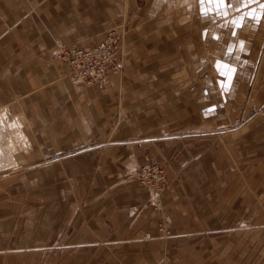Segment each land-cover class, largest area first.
<instances>
[{
	"label": "crops",
	"instance_id": "crops-1",
	"mask_svg": "<svg viewBox=\"0 0 264 264\" xmlns=\"http://www.w3.org/2000/svg\"><path fill=\"white\" fill-rule=\"evenodd\" d=\"M228 2L225 16L200 0H0V116L24 134L9 135L16 160H47L35 190L48 196L0 198V264H46L50 250L51 264H264V120L241 137V123L203 120L216 109L204 78L227 112L264 106V0ZM123 23L125 70L106 85L55 59ZM145 153L171 172L153 205L137 179Z\"/></svg>",
	"mask_w": 264,
	"mask_h": 264
},
{
	"label": "rangeland",
	"instance_id": "rangeland-1",
	"mask_svg": "<svg viewBox=\"0 0 264 264\" xmlns=\"http://www.w3.org/2000/svg\"><path fill=\"white\" fill-rule=\"evenodd\" d=\"M122 25L123 26H121L120 28H112V29H109V30H118V31L122 32L124 34V38H126V36H127L126 23H123ZM107 32H106V34H107ZM105 36H107V35H105ZM64 47H75V46H64ZM60 48H62V47H60ZM55 54H56V52L54 53V55ZM55 59L58 60L56 58V55H55ZM124 70H125V60H124V55H123V70L121 72L113 73L111 76H113L114 74H117V75L118 74H122L124 72ZM110 77L106 81L101 83L100 85H106V83H108ZM74 82H76V81H74ZM201 82H203L202 85H201V88L203 87V89H204L203 90V93H204V97H203L204 105L203 106L207 109V106L209 104H214L213 105L214 109L216 108L214 111L211 110L213 113H211L210 116H207L208 112H206V111L203 112L204 113L203 116L205 118V119H203V120H205L204 122H207V121L212 122V121H215V120H219L220 123H222V122H226V121L230 120V122H233V124L236 123L235 125L241 123L239 126L234 127V129H236V130L239 129L238 135L241 137L247 132L245 128L250 127L254 122H258L261 119L264 120V106H254L253 107V111H251L252 114H250V112H249V115H248L249 117L248 118L245 117L246 119L243 118V116H242L243 112H238L237 115H235V113L232 112V111H230V112H227V110L225 111L224 110L225 106L223 105V103H224L223 96H221V94H216V93L215 94L214 93L213 94H209L208 93L209 90H207V85L211 84V83L209 81H206L205 78ZM76 83H78V82H76ZM197 83H199V82H196L195 80H190V82L188 84V88H191L192 90H194L196 85H197ZM97 84H99V83H97ZM92 85H95V84H92ZM92 85H85V86H92ZM219 102H220V104H219ZM194 106H195V102H194ZM197 111L200 112L201 109L198 108ZM240 117L243 118V121L238 123V121H239L238 119ZM17 119H19V118L17 117ZM193 129H200V128H193ZM172 132H182L183 133L182 128H179V127H176L174 129V131H172ZM205 132H207V131L205 130ZM214 132H215V129H214ZM215 134H217V133H215ZM208 135L212 136L211 133H209ZM163 136H164V133H163ZM163 136H161V138H163ZM241 146L242 145H240V147ZM239 149L240 148H238V150ZM147 156L155 164H157L158 167H161V169L166 173V175H167L166 176L167 177V182H166V186H165V189H166V187L168 186V184L170 182V179H171V172L169 170L170 168H168V166L163 164V163H159V162L155 161V159L148 153L144 154L143 162L136 169V171L138 172L137 173V179L142 184L141 180L138 177V174H139L140 169L142 168L143 164L145 163V158ZM16 161H17L16 162L17 165H15L16 163L14 165H10L8 169H7V166L6 167H0V195H1L0 198L8 199V201L10 200L12 202L14 200H20L22 198H25V193H28L27 197L30 198V199H33V200H35L36 198L46 199L48 197L46 194L41 196V193H42L41 185L40 186L38 185V187H39L38 193L35 190V188H36L35 184H36V179H37V175H36L35 169H36V166L41 165V163H43V162L45 163V161H47V160L44 161V159H38V158L29 157V158H19ZM231 161L233 162L232 159H231ZM241 167H243V166H241ZM241 167L238 168L236 175H233L231 173V182L238 183V182H243L244 181V179H243V171H242ZM240 172H241V174H240ZM134 173H135V170H134ZM41 177H43V176H41ZM45 177H43L44 178L43 181L40 179V183H43V182L46 181ZM223 177L224 176H220L221 181H223L222 180ZM14 178L15 179L17 178L16 179L17 181ZM9 179H13V181L11 183H14L16 181L14 184H12L13 186H6L7 182H9ZM21 182H24L25 184H28L29 187H28L26 192H25V189L23 187H21ZM14 187H16L17 190ZM165 189H164V191H165ZM15 190L18 191V192H16ZM49 190L50 189L45 190V193H50L51 191H49ZM151 201L152 200L150 198L149 204H152ZM17 209H18V207L15 210H17ZM15 215H16V212L9 217L10 222H15V223L18 222L17 220H15V219H17V218H15ZM16 216H18V215H16ZM47 220H45V221H47ZM28 221L31 222V218H29ZM45 224H47V223H45ZM234 225L231 226V229H233V228L240 229L241 228L240 230H242V228H243L242 226H237V224H234ZM46 229H47V225H45V229H44V234L45 235L47 234ZM0 242H1L0 243V247H1L0 248V254H1L0 255V260H3L5 258V255H7V253L4 254V251H3V248H5V245L7 244V242L5 240H3V239H1ZM9 245L10 244H8L6 246H9ZM11 246H16V244L13 243ZM7 251H9V249ZM50 252H52V251L50 250ZM50 252H48L47 255L45 256L46 264H51V254H50ZM19 259L20 258L18 257V260H17L18 262L20 261ZM12 264H16V258H12ZM156 264H169V263L165 262L164 260H160Z\"/></svg>",
	"mask_w": 264,
	"mask_h": 264
},
{
	"label": "built area",
	"instance_id": "built-area-1",
	"mask_svg": "<svg viewBox=\"0 0 264 264\" xmlns=\"http://www.w3.org/2000/svg\"><path fill=\"white\" fill-rule=\"evenodd\" d=\"M105 38L89 48L62 47L56 51V58L70 66L75 80L85 85L101 84L113 73L123 70L122 46L124 34L109 30ZM148 156L138 174L142 184L150 193L151 203L162 198L167 177Z\"/></svg>",
	"mask_w": 264,
	"mask_h": 264
},
{
	"label": "bare ground",
	"instance_id": "bare-ground-1",
	"mask_svg": "<svg viewBox=\"0 0 264 264\" xmlns=\"http://www.w3.org/2000/svg\"><path fill=\"white\" fill-rule=\"evenodd\" d=\"M0 118H1L0 119V167H6L9 165L15 164L16 159L14 157V152L17 151L16 149L18 147V146L16 147V144L12 143L13 137L11 139V137H9V135L13 134V136H18V138L16 140H18L17 142H20V138L23 139L24 134H22L20 131H17V132L16 131L15 132L10 131L7 133V130H8L7 125L9 123V121H8V123L6 122L7 123V125H6V123L3 121L1 116H0ZM1 122H2V127H1ZM13 125L14 124H12V128H13ZM4 130H5V132H4ZM5 134H6V137H5Z\"/></svg>",
	"mask_w": 264,
	"mask_h": 264
},
{
	"label": "snow or ice",
	"instance_id": "snow-or-ice-1",
	"mask_svg": "<svg viewBox=\"0 0 264 264\" xmlns=\"http://www.w3.org/2000/svg\"><path fill=\"white\" fill-rule=\"evenodd\" d=\"M254 2H258V0H237V5L240 6H244L247 7L249 5H251ZM201 5H215L219 10L220 13L222 15H227V11H225L226 8H228L229 6H231L228 2V0H200ZM261 8H264V5H261ZM237 10H239V8H237ZM206 14V13H205ZM248 15H252L253 18H255L254 16V10L253 12L248 13ZM243 20V17H240L239 20H233L232 23L236 24L237 26H242V24L240 23V21ZM241 47H243V45L241 44ZM218 68H220V65H217ZM227 67V66H225ZM234 71L231 68H228L227 72L221 71V75L225 76L226 79L228 81L231 80V72ZM221 87H226V85L224 83L221 84Z\"/></svg>",
	"mask_w": 264,
	"mask_h": 264
}]
</instances>
